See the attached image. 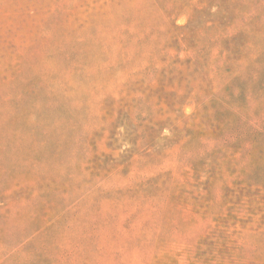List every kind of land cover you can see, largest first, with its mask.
<instances>
[{
	"label": "rangeland",
	"instance_id": "1",
	"mask_svg": "<svg viewBox=\"0 0 264 264\" xmlns=\"http://www.w3.org/2000/svg\"><path fill=\"white\" fill-rule=\"evenodd\" d=\"M0 264H264V0H0Z\"/></svg>",
	"mask_w": 264,
	"mask_h": 264
}]
</instances>
